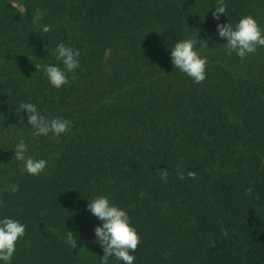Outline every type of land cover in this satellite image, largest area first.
<instances>
[{"label":"trees","instance_id":"obj_1","mask_svg":"<svg viewBox=\"0 0 264 264\" xmlns=\"http://www.w3.org/2000/svg\"><path fill=\"white\" fill-rule=\"evenodd\" d=\"M225 3L217 21V0H0V218L26 225L11 264H101L100 222L79 216L97 196L128 212L134 264H264V47L240 58L216 31L245 15L264 29V0ZM182 39L207 57L200 83L171 62ZM58 43L81 53L60 89L28 67H63ZM21 101L71 127L34 138ZM20 139L40 175L13 157Z\"/></svg>","mask_w":264,"mask_h":264},{"label":"clouds","instance_id":"obj_2","mask_svg":"<svg viewBox=\"0 0 264 264\" xmlns=\"http://www.w3.org/2000/svg\"><path fill=\"white\" fill-rule=\"evenodd\" d=\"M226 8L225 0H217V6L212 8L215 9L212 13L213 18L219 21L220 14L226 15ZM43 16L44 12L37 9L33 23L40 21ZM39 26L44 33L50 31V26L47 24ZM216 31L217 36L225 40L224 44L229 54L234 51L240 58L254 53L258 47H264V29L251 15L241 17L235 25L228 21L217 23ZM198 43L199 39H182L170 47V58L174 68L192 78L194 83H200L206 78L207 57L200 54L196 47ZM52 55L63 67L58 64L35 65V67L37 70H42L52 87L60 89L69 82L68 74L80 68L81 53L78 49L58 43ZM18 108L19 113L23 112L27 115V125L31 127L34 138L51 134V138L55 139L71 127V122L64 118H46L31 102L21 101ZM13 149V157L23 164L24 173L38 176L45 171L48 161L28 156L26 154L28 145L23 139H20ZM188 175L195 178L193 172H189ZM162 178H167L166 172H162ZM180 178L183 179L182 174ZM8 190L15 193L19 190V185L12 184ZM86 210L100 222L94 227L93 233L94 242L98 243L103 251V255H100L101 264H108L110 257L122 264H134L135 256L132 253L137 249L140 237L130 222L128 212L110 203L106 196L88 199ZM25 232L26 225L19 220L7 216L0 218V264H11L17 242L25 236ZM68 239L72 244H76L72 230L68 232Z\"/></svg>","mask_w":264,"mask_h":264},{"label":"rangeland","instance_id":"obj_3","mask_svg":"<svg viewBox=\"0 0 264 264\" xmlns=\"http://www.w3.org/2000/svg\"><path fill=\"white\" fill-rule=\"evenodd\" d=\"M15 4H17L18 6L20 5V3L18 1H15ZM42 63H43L42 58H39V57L38 58H33L31 61H29L28 67L31 70H36L35 65H42ZM79 216L80 217H85V218L89 217L90 219H92L94 221H97V219L93 215H91L87 210H81L79 212ZM66 240L69 241L68 238ZM88 255L91 258L96 259V260L101 259V256L98 253H96L94 250H91V249L88 250Z\"/></svg>","mask_w":264,"mask_h":264}]
</instances>
